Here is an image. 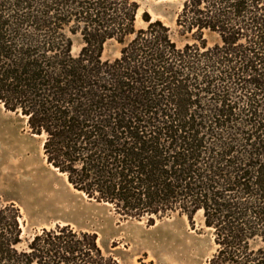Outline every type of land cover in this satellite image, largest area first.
<instances>
[{
    "label": "trees",
    "instance_id": "obj_1",
    "mask_svg": "<svg viewBox=\"0 0 264 264\" xmlns=\"http://www.w3.org/2000/svg\"><path fill=\"white\" fill-rule=\"evenodd\" d=\"M173 1L175 30L147 12L137 28L138 0H0V104L121 220L201 213L210 264H264V0ZM15 205L0 199V264H120L70 225L23 249Z\"/></svg>",
    "mask_w": 264,
    "mask_h": 264
},
{
    "label": "rangeland",
    "instance_id": "obj_2",
    "mask_svg": "<svg viewBox=\"0 0 264 264\" xmlns=\"http://www.w3.org/2000/svg\"><path fill=\"white\" fill-rule=\"evenodd\" d=\"M138 2L141 8L137 28L146 27L143 14L147 12L175 30L181 9L178 2ZM120 49L116 41L109 42L105 45L104 59L118 58ZM79 50L77 40L74 52ZM43 151L44 138L32 134L24 118L0 104V199L15 203L20 209L23 249L43 229L70 225L77 231L97 234L101 247L120 264H210L215 243L201 213L193 221L185 215H175L154 226L147 220H121L110 205L97 204L79 193L67 176L47 162ZM37 173L54 186L44 190V198L33 191Z\"/></svg>",
    "mask_w": 264,
    "mask_h": 264
},
{
    "label": "bare ground",
    "instance_id": "obj_3",
    "mask_svg": "<svg viewBox=\"0 0 264 264\" xmlns=\"http://www.w3.org/2000/svg\"><path fill=\"white\" fill-rule=\"evenodd\" d=\"M157 2H161V1H165V0H156ZM34 182H36L35 187L33 188V191L36 192L39 197L44 198V190L47 188H53V184L52 183H46L44 180H42V178L39 177L38 173L35 175V180ZM54 200V196L52 197Z\"/></svg>",
    "mask_w": 264,
    "mask_h": 264
}]
</instances>
